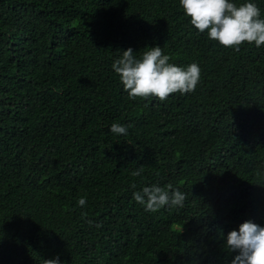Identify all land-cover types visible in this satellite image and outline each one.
<instances>
[{
    "label": "trees",
    "instance_id": "obj_1",
    "mask_svg": "<svg viewBox=\"0 0 264 264\" xmlns=\"http://www.w3.org/2000/svg\"><path fill=\"white\" fill-rule=\"evenodd\" d=\"M207 32L179 0H0V264H231L227 234L264 227V45ZM155 46L194 91L129 98L112 64ZM153 184L183 207L146 211Z\"/></svg>",
    "mask_w": 264,
    "mask_h": 264
},
{
    "label": "clouds",
    "instance_id": "obj_2",
    "mask_svg": "<svg viewBox=\"0 0 264 264\" xmlns=\"http://www.w3.org/2000/svg\"><path fill=\"white\" fill-rule=\"evenodd\" d=\"M179 3L199 33L208 30V38L226 48L238 52L244 42H254L256 47L264 45V19L260 18V9L251 0L240 5L231 0H179ZM121 53L112 68L130 99L156 97L163 102L173 93H191L201 79L197 63L184 68L169 63L170 57L164 55L159 46L145 48L139 57L130 47ZM129 127L131 125L114 122L110 132L127 135ZM143 171L140 166L131 175L140 176ZM256 176L264 180V171L257 170ZM133 199L146 211L156 212L164 206L183 207L186 194L172 184L165 187L153 184L133 192ZM78 205L85 206L86 199L81 197ZM225 248L238 253L231 264H264V227L251 220L243 222L239 231L232 230L227 234ZM42 264H60V258L44 259Z\"/></svg>",
    "mask_w": 264,
    "mask_h": 264
},
{
    "label": "bare ground",
    "instance_id": "obj_3",
    "mask_svg": "<svg viewBox=\"0 0 264 264\" xmlns=\"http://www.w3.org/2000/svg\"><path fill=\"white\" fill-rule=\"evenodd\" d=\"M261 196V195H260Z\"/></svg>",
    "mask_w": 264,
    "mask_h": 264
}]
</instances>
